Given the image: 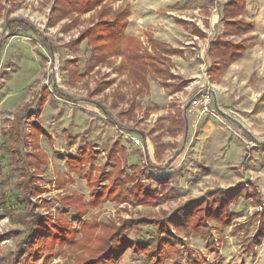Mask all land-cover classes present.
<instances>
[{"label":"rangeland","instance_id":"obj_1","mask_svg":"<svg viewBox=\"0 0 264 264\" xmlns=\"http://www.w3.org/2000/svg\"><path fill=\"white\" fill-rule=\"evenodd\" d=\"M127 1L134 9L131 34L153 31L176 46H183L192 28L174 25L167 13L205 10L211 4ZM3 4L0 264H105V259L109 264H146L130 243L118 261L105 258L103 252L112 248L108 238L125 235L144 241L168 215L209 191L239 186L244 175L264 193V0L248 1L246 18L254 24L255 44L219 83L208 79L206 53L187 50L172 65L185 79H193L192 91L174 95L150 79V91L136 100L132 114L133 83L120 72L112 73L109 65L87 73V42L78 52L68 48L78 31L49 27L53 0ZM141 7L149 9L144 16ZM93 17L84 16L82 26H89ZM12 20L19 21L11 25ZM120 91L127 94L124 102L117 99ZM206 99L210 113H203L201 102ZM178 111L185 114L188 126L174 137L166 130L167 118ZM131 130L144 132L146 145ZM118 141L127 149L126 162L123 156L109 159ZM121 181L126 191L118 200L103 197ZM140 188L156 192L157 198L141 196L137 201ZM256 208L251 200L237 201L229 207L234 214L230 225L211 218L207 239L173 229L184 247L178 253L168 247L161 264H264V237L253 254L245 250L260 226ZM204 214L201 211L193 224L204 222ZM127 221L140 223L127 230Z\"/></svg>","mask_w":264,"mask_h":264},{"label":"trees","instance_id":"obj_2","mask_svg":"<svg viewBox=\"0 0 264 264\" xmlns=\"http://www.w3.org/2000/svg\"><path fill=\"white\" fill-rule=\"evenodd\" d=\"M3 1L6 0H0V21L5 11ZM18 1L22 2L24 0ZM115 1L118 0H55L51 10L49 27H56L61 22L65 21L61 30L63 33H69L82 26L81 19L84 16L94 14L91 24L80 31L78 37L70 42L68 48H71L73 52H78L81 45L87 42L90 46V60L87 64V73L93 72L95 68L104 65H109L116 73L120 72L123 74L124 72H129V81L136 86H141L132 92L131 108L129 110L132 114L136 106V100L144 95L148 87L146 79L147 72L151 70L154 74L169 78V71L160 66L164 65V63L160 61V58H146L140 54L138 41L126 34L129 26V17L131 15L130 8L122 7L114 11L109 7V4ZM244 7L245 0H230L225 6L223 20L227 23L225 36H240L252 30L251 23L243 18L238 19L243 15ZM229 19L234 21L229 22ZM68 20L70 22H68ZM18 21L19 20H12L10 23L11 25H15ZM246 43L247 40L235 44L233 41L226 39L216 40L212 43L210 47L212 63L208 72L212 81H216L223 71L242 56L247 47ZM119 58L124 59L116 69V60ZM169 79L175 80L176 78L170 76ZM109 85H111V82H109L107 86ZM186 85V82L178 80L173 85L174 91H179ZM49 90H45V93H48ZM120 92L121 94L118 95L117 99L120 100V102L126 101L127 94H124L122 91ZM167 120L169 127L166 128V130L170 135L176 137L180 133L187 131L188 121L183 112L178 111L175 116H170ZM130 132L136 133L137 131L131 130ZM137 133L140 140L146 145L147 138L144 132ZM126 150V147L122 145L121 141L116 142L108 153L109 159L113 160L116 156H123L126 162V159H128V156H125ZM243 179V182L235 188L209 191L200 200L191 202L183 208L178 209L175 213L168 215L165 222L158 225L154 233L149 235V238L144 241H132L125 237V235H121L119 239H115L111 236L107 241L111 243L112 248L107 252H103V256L105 258L108 257L110 260L118 261L120 259L118 255H120V253L124 254L127 248L126 245L130 243L133 244L131 248L134 254L137 257H143L146 264H161L165 254L169 252V250H166L168 247L174 248L178 253V251L182 249L181 246L184 245L179 236L172 232L173 229L184 232L186 235L200 234L204 239H207L212 233V228L209 224L210 220H212L211 218L214 217L213 219L217 222L219 221L221 224L230 225L234 220L232 217L234 214L228 212L229 207L234 206L237 201L240 200H251L255 207H263L262 211L255 213V215L260 217V226L255 236H253L250 241L248 239L249 242L245 245L246 252L253 254L264 237V199L260 193L259 187L252 182L250 178L246 179L244 175ZM116 181H118V178H116ZM124 187L125 183L122 181L116 188L115 185H112L107 192L108 194H104L103 197L106 199L109 197L111 200L117 198L118 200V197H121L126 191ZM112 189L117 190L114 196L110 194ZM155 194L156 192L150 189L140 188L136 191L134 198L137 201H142L139 200L141 196L143 198L155 199L157 198L154 197ZM201 211L205 213V221H199L193 224L195 217ZM210 212L212 214H209ZM138 223L140 222L127 221L124 224V229L133 230ZM116 247L120 250L123 249V251L120 252L115 250ZM30 248L31 247H29V249ZM105 260L103 263L109 264L108 260Z\"/></svg>","mask_w":264,"mask_h":264},{"label":"crops","instance_id":"obj_3","mask_svg":"<svg viewBox=\"0 0 264 264\" xmlns=\"http://www.w3.org/2000/svg\"><path fill=\"white\" fill-rule=\"evenodd\" d=\"M142 1L145 2L144 0ZM209 1H211V4L207 8L205 7V10H203L200 7H194L191 10L189 9L184 10V8H178L180 10H170L167 13L169 18L173 20V22H175L174 25L177 24L183 27L192 28V33L185 36L183 44H182L183 46H176L172 44L171 41H167V42L163 41L157 38L156 35H158V33H154L153 31L147 32V34H144L141 36H138V35L136 36L134 34H131L130 31H132V28H133L132 20L134 17V9L132 7L131 2L127 0H118L115 2H110L109 7L112 8L114 11H117L118 9L122 7L130 8L131 15L129 17V26L127 28L126 34L127 36L133 39H136L138 41L139 47H140V54L146 58H155V59L160 58V61L164 63V65H160V66L163 67L164 69H168L169 78L170 76L176 78L175 80H172L166 76H159L157 74H154V72L150 70L149 72H147V75H146L148 87L145 90V92H149L152 87V83L150 82V79L159 83L165 90L170 91V93L174 95L175 94L183 95L184 91H192L193 89L192 87H194L193 79H185L182 76V74H180L179 72H175V69L172 65L176 61V59L182 60L186 56L187 50L197 51L198 54H201V52L206 53L207 68H208L207 76H208L209 81L212 84H215V83H219L222 74L225 71H227L229 68H231L237 61H239L243 57L247 49L255 44V39L253 35L254 24L246 18L247 3L249 0H245V7H244L243 15L240 16L238 19L243 18L247 22L251 23L252 30L249 33H245L240 36L239 35L225 36L226 31H227V23L223 21L224 20V8L230 2V0H209ZM54 2L55 0H53V5H54ZM52 7H51V10H52ZM141 9L143 11L142 14L144 13V11L147 12V10H149V9H146V7H141ZM89 15H93V14H88L87 16ZM144 15L145 14H143V16ZM139 20L141 21V23H145L144 22L145 20L143 18L139 17ZM228 21L232 22L234 20L229 19ZM64 22L65 21L61 22V24H63ZM60 25L58 26L61 28ZM220 26H221V30H219L220 31L219 32L217 28ZM84 28L85 27L80 26L79 28L75 29L78 31L77 32L78 34L76 35V37L79 35L80 31L83 30ZM220 39L230 40V41H233L235 44H239L243 42V40H247V43H246L247 47L240 58H238L225 71H223L220 74V77L216 81H212L208 73L211 67V63H212V58L210 55V47L213 42H215L216 40H220ZM123 59L124 58L117 59L116 64L118 63L117 65L119 66L122 63ZM111 72L113 73V69L111 70ZM122 75L125 78V80L128 82L129 72L127 71L126 73ZM178 80L186 82L187 85L181 88L179 91H174L173 85ZM133 86H134L133 91L141 87L140 85H137V86L134 85V83H133ZM256 144L257 143L254 142V145ZM261 145L264 147V144H261ZM250 156H251V150L249 151V155L247 154L244 159L243 168L247 166V158ZM245 177L246 179L250 178V180L254 182L250 176L245 175ZM254 183L259 187V185L256 182ZM260 193L264 199V195H263L264 193H262L261 189H260ZM256 210L260 212L258 208H256Z\"/></svg>","mask_w":264,"mask_h":264},{"label":"built area","instance_id":"obj_4","mask_svg":"<svg viewBox=\"0 0 264 264\" xmlns=\"http://www.w3.org/2000/svg\"><path fill=\"white\" fill-rule=\"evenodd\" d=\"M202 103V105H203V108H204V111H203V113H210L209 112V109H208V99H206L204 102H201ZM131 137H133V136H131ZM134 139H135V137H133ZM137 140V139H136ZM137 141H139V139L137 140ZM258 210L259 211H262L263 210V207H260V208H258Z\"/></svg>","mask_w":264,"mask_h":264}]
</instances>
